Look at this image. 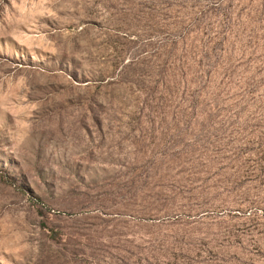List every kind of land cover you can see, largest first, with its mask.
I'll use <instances>...</instances> for the list:
<instances>
[{
  "label": "rangeland",
  "instance_id": "obj_1",
  "mask_svg": "<svg viewBox=\"0 0 264 264\" xmlns=\"http://www.w3.org/2000/svg\"><path fill=\"white\" fill-rule=\"evenodd\" d=\"M0 264H264V0H0Z\"/></svg>",
  "mask_w": 264,
  "mask_h": 264
}]
</instances>
